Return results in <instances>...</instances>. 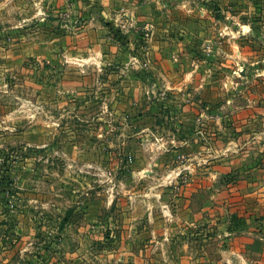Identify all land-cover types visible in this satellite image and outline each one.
Here are the masks:
<instances>
[{
    "label": "rangeland",
    "instance_id": "obj_1",
    "mask_svg": "<svg viewBox=\"0 0 264 264\" xmlns=\"http://www.w3.org/2000/svg\"><path fill=\"white\" fill-rule=\"evenodd\" d=\"M78 1L0 0V264H264V0H187L215 17L182 52ZM145 126L204 145L138 179Z\"/></svg>",
    "mask_w": 264,
    "mask_h": 264
},
{
    "label": "crops",
    "instance_id": "obj_2",
    "mask_svg": "<svg viewBox=\"0 0 264 264\" xmlns=\"http://www.w3.org/2000/svg\"><path fill=\"white\" fill-rule=\"evenodd\" d=\"M162 1L164 5H167L168 8L169 7L171 8L173 4H176L177 7L181 8V11L175 12L176 15L174 16L173 19H171V17L169 18L168 16L170 14L164 13L163 10L158 11V9L160 8L158 5ZM78 3L80 5L88 3V4L95 6L92 10L93 13H91V16H90L92 18V26H94L90 28L91 29L90 33L93 36L97 35L101 37L104 33L102 26L99 24L98 18L100 19L101 17L106 21H112L115 15L119 14V12L123 10L127 12L132 11V13L135 15L136 22L137 21L143 22L148 19H151L152 17H155L156 20L164 21L163 23L160 24L162 27L158 28L156 33H154L155 39L152 43L153 44L152 48L153 49L155 48L156 51H160V52H166L168 50L178 51V52L185 51L184 44H186L188 41V39H186L185 37H188L190 39H194L196 37L198 38L202 34V31H201L202 25L203 26H206L209 24L212 25V22H210V20H213L215 17L214 12L208 11V9L201 10L200 6H197L198 9L195 10V6H192L191 4H189L187 0H90V1L89 0H79ZM184 6L186 10H182L183 9L182 7ZM165 21H168V22L165 23ZM207 29L209 32H206V34L207 33L211 34L212 27H207ZM205 39L203 40L208 41V39L206 40ZM107 42L110 45L114 44V43H110L109 41ZM168 43H170L172 47L169 48ZM86 62L84 61V63ZM96 63L97 64L100 63V65H103V62L99 60H96ZM158 63L161 64L162 66L161 68L163 69H165V67L173 66L170 64L166 65V63L163 61L158 62ZM175 66L177 67V64H175ZM175 73L176 75L179 73L183 74L181 65H179ZM160 75L163 78H165V75L167 74L162 73ZM123 114L124 113H122V115ZM152 130L150 129L149 126H145L143 129H141V132H144V137L142 136L139 139L138 145L141 146L143 150L148 151L147 152L148 156H146V161L141 160L139 158L140 156H138L137 164L139 163L141 165L138 164V167H137L138 169L136 168L138 172L136 173L132 172L134 174H137L136 177L138 179L142 178L143 176L151 177L153 173H158V172H163L165 175V179H169V180L173 179L172 177H175L179 172H181L182 170H184V168H187V167L185 166L170 167L168 166L169 164L167 163L170 162L171 160L170 161L161 160L159 161V164H158L159 166L155 171L153 167V165L157 163L155 159L158 156L159 158L163 157L166 159H171V158L173 159L183 152L182 149H185L187 147H195V146L203 147L202 145H204V142L200 143V145L196 144L195 140L192 139L191 134L189 135L188 133H187V138L183 140L179 138L180 136H178L177 133L172 134V137L170 138L163 136L162 133L159 134L158 136H153L150 138L148 137L149 135L148 133L151 132ZM122 131H126L127 133L129 132V130L126 127L122 128ZM129 140H130V137L128 138V140H126V137L120 138V141L122 144L127 143ZM168 144L169 145L171 144L169 149H168ZM174 160L175 159H173V161ZM159 186H151L150 188H148V190L146 191L147 193L145 192L144 195L149 196L150 201H156L154 199V196H156L157 193L153 191H155ZM149 197H145L144 199L148 200Z\"/></svg>",
    "mask_w": 264,
    "mask_h": 264
},
{
    "label": "trees",
    "instance_id": "obj_3",
    "mask_svg": "<svg viewBox=\"0 0 264 264\" xmlns=\"http://www.w3.org/2000/svg\"><path fill=\"white\" fill-rule=\"evenodd\" d=\"M246 224H247L246 219L244 217L233 215L229 221V224L227 225V230L228 231L236 230L238 228L245 226Z\"/></svg>",
    "mask_w": 264,
    "mask_h": 264
}]
</instances>
